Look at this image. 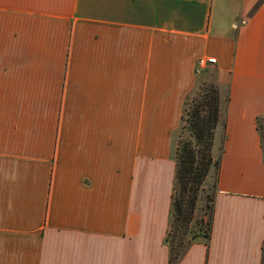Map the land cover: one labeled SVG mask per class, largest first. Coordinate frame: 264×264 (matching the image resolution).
<instances>
[{
  "label": "crops",
  "instance_id": "crops-1",
  "mask_svg": "<svg viewBox=\"0 0 264 264\" xmlns=\"http://www.w3.org/2000/svg\"><path fill=\"white\" fill-rule=\"evenodd\" d=\"M208 57L211 229L176 264H261L264 0H0V264H170L174 133Z\"/></svg>",
  "mask_w": 264,
  "mask_h": 264
},
{
  "label": "rangeland",
  "instance_id": "rangeland-1",
  "mask_svg": "<svg viewBox=\"0 0 264 264\" xmlns=\"http://www.w3.org/2000/svg\"><path fill=\"white\" fill-rule=\"evenodd\" d=\"M195 76V85L188 94L189 97L185 107L186 113L184 115V119L180 122V125L174 133V158H176V147L178 142L182 143L184 141H191L194 143L193 134L191 133L190 127L185 119L187 116V111L193 108L195 100L199 98V94L203 90L209 89L213 86L216 87L219 93V114L218 121L215 128L213 129V137L211 139L209 150L212 162L208 166L205 177L198 185V189L194 194L193 204H189V199L191 196L190 193H188L185 197L183 205L184 210L182 214L177 215V212H173L172 210L168 242L173 259L176 254H181L192 242L197 240H206V221L209 218V213L211 211V205L213 202L215 180L223 142V108L226 98L223 89L220 88L216 82V67L215 65L200 66L198 64L195 69ZM258 129L264 154V119H260L258 121ZM206 154L207 151L205 150L199 154V157L202 156L205 162L207 161ZM184 220H186V226H184Z\"/></svg>",
  "mask_w": 264,
  "mask_h": 264
},
{
  "label": "trees",
  "instance_id": "trees-1",
  "mask_svg": "<svg viewBox=\"0 0 264 264\" xmlns=\"http://www.w3.org/2000/svg\"><path fill=\"white\" fill-rule=\"evenodd\" d=\"M199 95V98L195 100L193 108L187 111V116L185 119L190 127L191 133L193 134L194 143L191 141H184L182 143L178 142L176 147L175 173L173 192L171 195L170 214H172V210L173 212L176 211L177 215L182 214L184 210L183 205L185 197L188 193H190L191 196L189 199V204H193L194 194L198 189V185L205 177L208 166L212 162L209 150L211 139L213 137V129L215 128L218 121L219 93L216 87L213 86L209 89L203 90ZM188 97L189 96L187 95L183 102L181 121H183L184 115L186 113L185 107ZM204 150L207 151L206 162L202 156L199 157V154H201V152ZM212 205L209 218L206 221V240L209 237L211 229ZM183 222L184 226H186V220ZM169 232L170 230L168 231V235ZM183 252L181 254H176L173 259L170 251V264H176ZM261 264H264L263 244Z\"/></svg>",
  "mask_w": 264,
  "mask_h": 264
},
{
  "label": "built area",
  "instance_id": "built-area-1",
  "mask_svg": "<svg viewBox=\"0 0 264 264\" xmlns=\"http://www.w3.org/2000/svg\"><path fill=\"white\" fill-rule=\"evenodd\" d=\"M214 64V63H216V59L215 58H213V57H208V58H200L199 60H198V64L200 65V66H205L206 64Z\"/></svg>",
  "mask_w": 264,
  "mask_h": 264
}]
</instances>
